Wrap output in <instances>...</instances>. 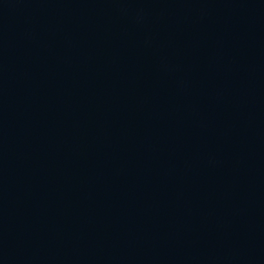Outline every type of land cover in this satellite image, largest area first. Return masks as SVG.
Returning a JSON list of instances; mask_svg holds the SVG:
<instances>
[{
	"label": "water",
	"instance_id": "obj_1",
	"mask_svg": "<svg viewBox=\"0 0 264 264\" xmlns=\"http://www.w3.org/2000/svg\"><path fill=\"white\" fill-rule=\"evenodd\" d=\"M0 264H264V0H0Z\"/></svg>",
	"mask_w": 264,
	"mask_h": 264
}]
</instances>
